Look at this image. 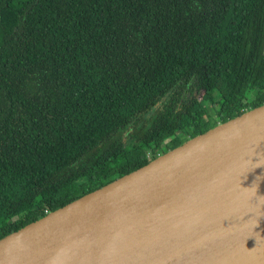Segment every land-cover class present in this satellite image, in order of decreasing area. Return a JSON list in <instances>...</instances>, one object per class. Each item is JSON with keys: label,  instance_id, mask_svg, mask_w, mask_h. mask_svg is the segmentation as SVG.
<instances>
[{"label": "trees", "instance_id": "1", "mask_svg": "<svg viewBox=\"0 0 264 264\" xmlns=\"http://www.w3.org/2000/svg\"><path fill=\"white\" fill-rule=\"evenodd\" d=\"M263 103L264 0H0V237Z\"/></svg>", "mask_w": 264, "mask_h": 264}, {"label": "water", "instance_id": "2", "mask_svg": "<svg viewBox=\"0 0 264 264\" xmlns=\"http://www.w3.org/2000/svg\"><path fill=\"white\" fill-rule=\"evenodd\" d=\"M0 264H264V103L0 237Z\"/></svg>", "mask_w": 264, "mask_h": 264}, {"label": "rangeland", "instance_id": "3", "mask_svg": "<svg viewBox=\"0 0 264 264\" xmlns=\"http://www.w3.org/2000/svg\"><path fill=\"white\" fill-rule=\"evenodd\" d=\"M202 93L203 92H200L199 94H198V97L200 98V97H202ZM209 110H210V112H212V114H214V110H213V108H209ZM125 142H127V143H130V142H128V139H125ZM170 142H172V141H170ZM101 181H94L93 183H86L84 186H83V189H88V188H90V187H92L93 185H95V184H99Z\"/></svg>", "mask_w": 264, "mask_h": 264}]
</instances>
